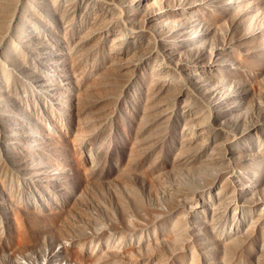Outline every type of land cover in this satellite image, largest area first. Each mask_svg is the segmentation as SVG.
Here are the masks:
<instances>
[{
  "label": "rangeland",
  "instance_id": "374dc122",
  "mask_svg": "<svg viewBox=\"0 0 264 264\" xmlns=\"http://www.w3.org/2000/svg\"><path fill=\"white\" fill-rule=\"evenodd\" d=\"M0 264H264V0H0Z\"/></svg>",
  "mask_w": 264,
  "mask_h": 264
},
{
  "label": "bare ground",
  "instance_id": "6f19581e",
  "mask_svg": "<svg viewBox=\"0 0 264 264\" xmlns=\"http://www.w3.org/2000/svg\"><path fill=\"white\" fill-rule=\"evenodd\" d=\"M3 11H7V7H5ZM11 14H12V13H11ZM12 21H14V20H12ZM12 21H11V22H12ZM18 21H20V20H18Z\"/></svg>",
  "mask_w": 264,
  "mask_h": 264
}]
</instances>
